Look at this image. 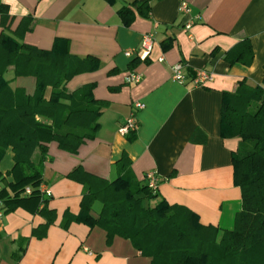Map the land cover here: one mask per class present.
Returning <instances> with one entry per match:
<instances>
[{
    "label": "crops",
    "instance_id": "0c3cea01",
    "mask_svg": "<svg viewBox=\"0 0 264 264\" xmlns=\"http://www.w3.org/2000/svg\"><path fill=\"white\" fill-rule=\"evenodd\" d=\"M135 1L141 0H0V36L41 50L68 40L72 55L97 58L98 68L75 76L67 89L94 83L93 95L104 103L100 129L76 153L49 144L42 183L52 196L45 203L22 193L27 199L7 211L0 200V264H151L131 241H109L103 228L80 217L86 174L109 182L126 176L138 185L155 172L158 198L151 205L164 199L190 209L202 225L234 229L242 193L234 182L233 157L241 139L223 136L222 100L242 81L263 85L264 0H148L141 9ZM183 2L189 15L180 12ZM123 7L135 14L129 25L119 15ZM146 34L155 36L146 63L125 56ZM243 41L253 47L252 64H231L226 55ZM178 63L185 65V84L173 80L171 68ZM199 70L212 73L213 80L196 86ZM133 71L143 76L139 84L126 83ZM6 78L13 89L36 90L33 77L15 78L10 69ZM136 102L145 104L136 118L139 130L123 135ZM6 151L0 193L12 199L18 190L11 186L15 154ZM102 210L97 200L91 215L98 218Z\"/></svg>",
    "mask_w": 264,
    "mask_h": 264
},
{
    "label": "trees",
    "instance_id": "16d2710c",
    "mask_svg": "<svg viewBox=\"0 0 264 264\" xmlns=\"http://www.w3.org/2000/svg\"><path fill=\"white\" fill-rule=\"evenodd\" d=\"M147 4L148 0L132 3L137 9ZM119 15L126 25L135 18L129 7L120 9ZM253 56L251 43L243 41L226 59L231 64L251 65ZM97 68V58L72 55L68 40L59 39L51 50H41L1 34L0 162L12 148L16 164L11 186L18 189L12 199L0 193L7 211L27 198L45 203L37 190L27 198L21 194L27 186L37 189L42 184L50 143L57 142L60 149L76 153L96 136L104 103L93 95L95 84L73 92L67 84ZM10 69L15 78H35V92L13 89L12 81L6 78ZM221 127L223 136L241 139L233 168L234 182L242 193V210L233 230L202 225L190 209L170 205L164 199L151 205L158 192L147 184L133 185L126 176L109 182L86 174L80 217L103 228L109 241L115 237L131 241L151 264H264V82L251 87L242 81L234 93L223 94ZM97 200L103 203V210L94 218L91 211ZM145 200L149 206L144 205Z\"/></svg>",
    "mask_w": 264,
    "mask_h": 264
},
{
    "label": "built area",
    "instance_id": "2783aa9c",
    "mask_svg": "<svg viewBox=\"0 0 264 264\" xmlns=\"http://www.w3.org/2000/svg\"><path fill=\"white\" fill-rule=\"evenodd\" d=\"M180 12L184 13L185 15L190 14L191 10L189 6L187 5V3L185 2L182 3V5L180 6ZM194 24H195V19L192 18L188 23H186V26H185L186 31L190 32ZM154 44H155V36L153 34H146L142 38L140 47L137 49L127 51L125 53V56L129 58H135V59L140 60L141 62L146 63V61L151 56V53L154 48ZM163 60H164L163 58L160 59V61H163ZM171 70H172L173 80L179 82L180 84L186 83L187 77L185 75V65L183 63H178L174 66L172 65ZM142 77L143 76L140 73L133 71L127 75L126 83L130 85L139 84L143 79ZM212 80H213L212 73H209L206 70H199L196 72V76L193 79V83L196 86H204L207 83L211 82ZM144 109H145V104L141 102H136L134 104V108H133V111L130 117L126 120L125 124L120 129L121 134L127 135L131 132L135 133L136 131L139 130V122L136 118L138 116V113L143 111ZM145 179H146V184L148 188L153 192H157L158 187H159V178L157 174L155 172L150 171L149 173L146 174ZM35 190H37L43 198L52 196L51 190L43 183L37 189L33 187H27L24 190L23 195L31 196L33 195V192H35ZM0 205H2L1 202H0ZM2 216H3V210L0 207V218Z\"/></svg>",
    "mask_w": 264,
    "mask_h": 264
},
{
    "label": "rangeland",
    "instance_id": "374dc122",
    "mask_svg": "<svg viewBox=\"0 0 264 264\" xmlns=\"http://www.w3.org/2000/svg\"><path fill=\"white\" fill-rule=\"evenodd\" d=\"M146 202V201H145ZM147 202H148V200H147Z\"/></svg>",
    "mask_w": 264,
    "mask_h": 264
}]
</instances>
